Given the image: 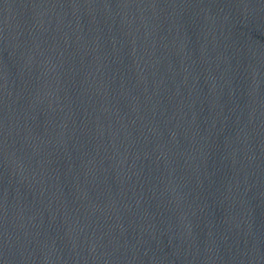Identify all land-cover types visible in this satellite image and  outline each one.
<instances>
[{
    "label": "water",
    "instance_id": "95a60500",
    "mask_svg": "<svg viewBox=\"0 0 264 264\" xmlns=\"http://www.w3.org/2000/svg\"><path fill=\"white\" fill-rule=\"evenodd\" d=\"M0 264H264V0H0Z\"/></svg>",
    "mask_w": 264,
    "mask_h": 264
}]
</instances>
